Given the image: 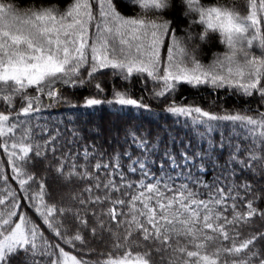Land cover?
Returning a JSON list of instances; mask_svg holds the SVG:
<instances>
[{"label": "snow or ice", "instance_id": "1", "mask_svg": "<svg viewBox=\"0 0 264 264\" xmlns=\"http://www.w3.org/2000/svg\"><path fill=\"white\" fill-rule=\"evenodd\" d=\"M247 4L242 15L206 0H128L126 16L119 0L41 2L22 13L0 0V150L11 171L0 163V264L21 254L23 264H264V229L244 235L264 220V0ZM177 9L188 22L181 35ZM216 33L227 51L205 65L198 50ZM105 74L126 88L135 78L164 112L185 118L192 139L124 127L98 146L102 129L41 119L78 107L64 89L92 88L82 106H100ZM181 85L256 106L217 114L184 105L174 99ZM112 95L109 104L151 110L143 97ZM53 173L75 186L67 202L50 188Z\"/></svg>", "mask_w": 264, "mask_h": 264}, {"label": "trees", "instance_id": "2", "mask_svg": "<svg viewBox=\"0 0 264 264\" xmlns=\"http://www.w3.org/2000/svg\"><path fill=\"white\" fill-rule=\"evenodd\" d=\"M12 3L18 11L21 13L28 9L29 7H34L36 3L47 4L49 2L58 4L63 7L68 3V0H8ZM207 3L215 4L220 3L222 5L235 8L236 11L240 12L242 15L246 14L248 9L247 0H206ZM128 0H119L118 10L125 14L126 16L134 15L127 6ZM170 18L173 19V26L177 28V34L181 35V30L187 28L188 22L185 18L182 17L179 9L175 12L170 13ZM91 43V41H90ZM162 50V54H163ZM227 51L225 45L220 43L219 34H212V39L207 43L201 45L197 53V58L204 63L205 65L212 62V60L217 55H223ZM258 53V49H254ZM100 82L106 86V91L103 93L100 98L103 100L105 97L107 100H113L112 95L114 90H119L121 92H129L133 98L143 97V102L151 106L150 111H145L142 109H137L129 106H120L115 103L109 104L107 100L102 103L100 106H95L92 108L83 107V102L85 97L91 96L95 90L92 88L84 87L80 89H64V94L68 96L69 100L77 104L78 107H68L66 105L55 106L52 109L46 110L42 115L41 119L47 120L49 126L52 124H59L61 128H77V129H88L94 130L96 128L102 129L104 134L101 135L98 139L95 140V143L98 146H103L106 144L109 139L108 132L116 128H139L142 130V134L146 131L156 132L161 126L165 129H171L170 135H178L182 140L183 139H192L194 132L190 127L185 125V118H177L171 116L170 114L163 111L160 107L161 100L154 98L150 95L149 92L142 91L141 85L135 78L132 83L126 88V82L120 80L118 77H113L109 74L102 75L100 77ZM114 86V87H110ZM182 98H184L182 100ZM174 99L177 103H182L187 105L189 103L197 104L203 107L206 110L213 111L217 114H224L225 112H234L247 110L249 106L255 107V100L243 97L238 94H230L228 91L219 90L217 93L213 94L212 90L207 87H202L199 89L192 88L188 85H181L179 90L175 93ZM166 106V105H165ZM179 119V123L176 121ZM223 126L217 127L213 132L208 135L212 139H216L220 132L224 131ZM199 139V137H197ZM205 143V142H202ZM206 146V143H205ZM223 159V156L221 157ZM7 158L3 155L2 150H0V163H2L5 173L11 175L10 168L6 162ZM45 164L42 161H37L35 164V170L39 173L44 170ZM211 179V176H209ZM49 185L51 190L54 193H59L64 196L65 201L67 202L73 192L75 191V186H65L61 182L54 179V173L48 177ZM13 188L18 189V185L15 182L10 181ZM23 195L22 193H18ZM57 199L59 197H56ZM26 203L22 201V204ZM260 207L264 208V201L260 202ZM26 211H32L27 210ZM32 219H37L35 216L31 217ZM252 229H264V220L256 218L255 222L244 231V235H248ZM46 235L49 236V239H54L50 233ZM243 238V237H241ZM258 244L261 245L264 249V242L258 241ZM67 251L75 253L69 246L62 245ZM93 247H96L97 251H102L98 244L93 243ZM91 259L95 260V254L91 255ZM14 264H23V254L17 257L14 261ZM156 264H168V261H160L157 259Z\"/></svg>", "mask_w": 264, "mask_h": 264}]
</instances>
